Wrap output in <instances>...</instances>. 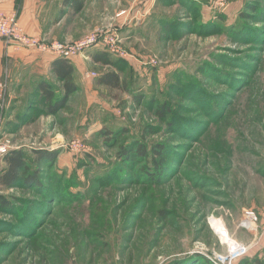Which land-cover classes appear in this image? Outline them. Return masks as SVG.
<instances>
[{"label": "rangeland", "instance_id": "374dc122", "mask_svg": "<svg viewBox=\"0 0 264 264\" xmlns=\"http://www.w3.org/2000/svg\"><path fill=\"white\" fill-rule=\"evenodd\" d=\"M57 14L44 43L109 44L77 55L78 89L53 113L31 90L0 108L16 115L0 118L6 152L53 154L30 165L38 186L29 171L0 190V264H264V0H60ZM96 49L124 63L94 64ZM110 71L124 90L97 84ZM233 244L247 253L229 259Z\"/></svg>", "mask_w": 264, "mask_h": 264}, {"label": "crops", "instance_id": "0c3cea01", "mask_svg": "<svg viewBox=\"0 0 264 264\" xmlns=\"http://www.w3.org/2000/svg\"><path fill=\"white\" fill-rule=\"evenodd\" d=\"M59 3L60 0H0V13L17 11L19 24L27 35L49 39L51 32L55 30ZM63 3L66 5L67 1L62 0ZM93 52L100 51L98 49L91 51L88 56L94 54ZM59 62H66L72 66L71 77L74 69L81 68L78 56L65 60L26 50L15 52L12 49H6L3 41L0 40V80L7 82L8 92L3 107H10L13 101L20 97L16 95V92L31 90L40 95L41 86L53 87V78L59 82L53 73L54 65ZM3 107L0 106V108ZM13 116H16L13 111L11 114L0 112V118L3 120ZM1 166L2 156H0V168Z\"/></svg>", "mask_w": 264, "mask_h": 264}, {"label": "trees", "instance_id": "16d2710c", "mask_svg": "<svg viewBox=\"0 0 264 264\" xmlns=\"http://www.w3.org/2000/svg\"><path fill=\"white\" fill-rule=\"evenodd\" d=\"M67 1V0H66ZM220 17V16H219ZM217 24L214 21H208L206 23L201 22L200 26L203 27H215ZM92 62L94 64H100L103 66H109L114 69H117L119 65L124 63L122 60L118 58L112 57L108 52L100 51L95 52L91 55ZM53 73L59 82L62 83L63 88V97L59 98L56 91L53 87H40V97L46 102L48 109L51 113L55 111V109L60 108L66 101L67 97L76 92L78 87L75 82L72 80V66L66 62H59L54 65ZM97 84L100 86H104L110 91H122L124 90V82L120 79L119 75L113 71L102 74L97 79ZM56 106V107H55ZM135 156H141L142 160H148V153L143 146L136 145V148L132 151ZM35 157L27 154L24 150H12L7 151L2 156V166L0 168V190H7L12 188L21 181V175L26 174L29 171L33 172L34 176L31 182L33 184H37V173L34 169L30 168L31 164H41V163H50L53 159V154L45 153L43 151L33 152ZM38 186V184H37ZM6 200L0 196V206H5Z\"/></svg>", "mask_w": 264, "mask_h": 264}, {"label": "built area", "instance_id": "2783aa9c", "mask_svg": "<svg viewBox=\"0 0 264 264\" xmlns=\"http://www.w3.org/2000/svg\"><path fill=\"white\" fill-rule=\"evenodd\" d=\"M0 40L3 41L6 49H12L17 52L20 50L32 51L37 53L47 54L56 58L70 60L82 51L88 50L95 46L108 45L107 41H96L89 39L77 45L63 46L57 43L46 44L36 37L27 35L19 24L17 11L10 13H0ZM113 52V51H112ZM7 94V82L0 80V106L5 102ZM5 147L0 146V156L5 154ZM244 227L251 226L256 221V216L251 211H246ZM229 259L241 257L247 253V249L236 244L230 247Z\"/></svg>", "mask_w": 264, "mask_h": 264}, {"label": "bare ground", "instance_id": "6f19581e", "mask_svg": "<svg viewBox=\"0 0 264 264\" xmlns=\"http://www.w3.org/2000/svg\"><path fill=\"white\" fill-rule=\"evenodd\" d=\"M215 230H216V233L219 235V237L223 243H226L229 240L225 229L221 225L216 224Z\"/></svg>", "mask_w": 264, "mask_h": 264}]
</instances>
